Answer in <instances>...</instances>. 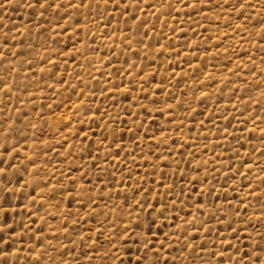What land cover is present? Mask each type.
<instances>
[{
	"label": "rangeland",
	"instance_id": "374dc122",
	"mask_svg": "<svg viewBox=\"0 0 264 264\" xmlns=\"http://www.w3.org/2000/svg\"><path fill=\"white\" fill-rule=\"evenodd\" d=\"M24 2L11 0L0 8V78L10 87L6 94L0 83V121H6L0 144L22 149L18 170L13 160L9 171L10 187L24 185L13 200L19 205L15 218L27 223L32 210L30 228L40 231L18 240L19 259L10 256V261L29 264L43 250L41 264H128L130 256L143 254L146 236L152 247L164 243L169 264L173 259L215 264L218 258L206 253L224 251L220 236L235 242L226 232L228 223L239 225L245 247L259 242L264 234L257 219L264 215L259 210L264 203L259 195L264 192V0H246L242 15L234 10L236 0H187L197 4L195 9L177 0H136L139 8L132 0H119V8L111 0L107 6L104 0H86L90 8L63 20V10L39 19ZM9 29L15 39L5 48L2 34ZM82 101L92 112L77 111ZM93 112L106 115L93 120ZM13 128L19 134H10ZM82 185L95 187L85 194ZM161 204L167 206L162 215ZM233 210L242 219L231 216ZM193 217L204 227L199 234L187 228L182 236L183 227L176 226ZM249 217L245 230L243 220ZM185 244L203 245L205 255L197 258L201 248L193 253Z\"/></svg>",
	"mask_w": 264,
	"mask_h": 264
},
{
	"label": "snow or ice",
	"instance_id": "6c2138e0",
	"mask_svg": "<svg viewBox=\"0 0 264 264\" xmlns=\"http://www.w3.org/2000/svg\"><path fill=\"white\" fill-rule=\"evenodd\" d=\"M132 2L135 4L137 8H139V4L136 2V0H132ZM178 3L182 4L184 7H191L195 9L197 7V4L195 2L191 3L190 5L187 3V0H177ZM11 3V0H4L3 4H0V8L6 7L8 4ZM105 5L109 3V0H104ZM111 3L116 7H120L119 0H111ZM204 3V0H201V4ZM236 3L238 4V7H235L234 10L238 11L243 14V9L246 5V0H236ZM20 6L19 4L17 5ZM24 6L32 9L34 14H38L39 19H44V13L49 12L51 10L52 13H60L61 10H63V15L59 16V20H63L65 16H68L70 12H78L79 9L82 8H90L91 3L86 2V0H79L78 3H73L72 0H25ZM151 7H155V4L150 5ZM99 7V5H97ZM167 7L171 9L173 7L172 4H168ZM251 8H255V5H249ZM128 11V7L126 6L124 9V12ZM123 14V13H122ZM134 16V13L132 14ZM130 16L129 18H132ZM246 19V18H245ZM58 23V21H57ZM262 25H264V21H261ZM51 25V20H49V25ZM0 26H2V21H0ZM143 26V25H142ZM13 27H15L13 25ZM37 27H40V25H37ZM47 27V26H45ZM66 30V29H63ZM11 29H9L8 32H5L2 34V44L3 47L7 48L8 43L10 40H14L15 37L11 34ZM16 35H20L19 31H17ZM261 39H264V33L260 34ZM19 43V41H17ZM127 47H131V44L129 43ZM59 53H57L58 55ZM18 55V53H12L13 58H15ZM55 64V61L52 62ZM31 65L29 64V67ZM135 67V65H130L129 70L131 68ZM43 71V69H41ZM146 79V78H145ZM0 83L4 85L3 91L7 94L10 93V87L7 83V79L0 78ZM67 83V81H65ZM123 91L128 92L130 89H123ZM141 91H145V89L141 88ZM84 95L83 92L78 93V96ZM207 93H201V96H206ZM133 99H135L133 97ZM199 99V98H196ZM77 108V111H79V108L85 107L87 111L92 112V108L88 107L84 102L82 101L79 105L75 106ZM146 106H141V108H144ZM2 111V110H0ZM159 111L160 115H163V110H157ZM95 112H99V108L97 107ZM95 112H93L92 119H103L104 115L106 113H102L100 117H97L95 115ZM138 114V113H137ZM10 119V117H9ZM70 119V118H69ZM6 123V121H0V127H3V125ZM134 127H138L139 125L136 124V122H133ZM264 131V130H262ZM11 133H17L19 134V130L13 128L10 132ZM79 135V133H77ZM144 135L147 137L149 134L147 132L144 133ZM85 139H87V134H84ZM108 137L105 136L104 139H107ZM115 143V137L114 141ZM46 143V142H45ZM64 143H67V140L64 141ZM115 147L117 150L120 149L121 145L119 143H115ZM19 151H22V149H17L15 147V144H10L8 142L0 144V264H15L14 261H10L9 257L14 256L17 260L19 259V249H16V243L19 240L21 243H23V237L28 234L32 233L33 236H35V232L40 231L39 229H36L33 231L30 228V225L34 223L33 220V211L27 210L26 218L27 223H21L18 222L15 218V214H17V205H13V200L15 199V194L17 191H22L24 185H21L20 189H15L13 187H10L12 185L13 180L9 176V171L14 169V165L12 164L13 160L17 161V165L15 166L16 170H18L19 165L22 163V161L19 160ZM91 155V153H89ZM169 155H171V150H169ZM67 158V157H65ZM164 160H167L168 157H164ZM117 160H119V156L117 155ZM29 163L35 164V160L31 157H28ZM93 164L95 165V160H93ZM43 165L37 166L42 167ZM157 165H154L153 168L155 169ZM195 170V169H193ZM25 171H27V168H25ZM238 171V170H237ZM250 171V169H249ZM161 172H163V169H161ZM86 173H81V179L84 178ZM130 175V173H129ZM204 179H207V176L204 177ZM75 178H73L72 183L75 184ZM123 181H121L122 183ZM203 182V181H201ZM16 183H19V179L16 180ZM191 183V181H190ZM234 183V181H233ZM95 187V185H91L88 188H85L83 185L81 186L80 191L84 192L85 194H89L92 190V188ZM79 195V193H77ZM259 195H264V192L259 193ZM83 196H80V199L83 200ZM63 199V197H61ZM89 201L95 202L96 198H93L91 195H88ZM74 197L71 193L68 194V203H73ZM35 203V200L32 201ZM145 203H147V200H145ZM240 203H243V201H240ZM229 208H232L231 203L229 202ZM149 207H154L153 205H149ZM204 207V204H200L199 210L202 211ZM237 208H239V203L237 205ZM217 211H221L220 207H217ZM259 210L262 214H264V203H260ZM38 212V209L36 210ZM160 214L162 215L165 211H167V206L164 204H161V207L159 209ZM227 216L228 213H225ZM231 216L241 218V214L238 210H233L231 212ZM257 219L262 221V227H264V215L261 217H257ZM9 220H11V223H9ZM251 218L249 217L247 220H243L245 230L247 229V226L250 222ZM218 223L220 221H217ZM73 224H78L79 220L73 221ZM151 223H155V221H152ZM177 229H180L183 227V231L181 232V235H185L187 228H193L194 231L199 234V229L204 227V224L197 225L196 217H193L192 220H185L183 225H177ZM21 231H17V229H21ZM230 230V231H229ZM68 229H65V232H67ZM149 232H151V228L148 229ZM125 232H127V229H125ZM226 232L230 234L233 238V240L225 239L223 235L219 238V246L220 248L224 249V251H216L211 250L207 251V255L216 259L215 264H225V259L230 262V264H264V234L260 235V241L257 242L252 247H245L241 242V235H238V232H241V228L239 225L237 227H233L232 223L227 224ZM37 242L41 240V237L36 236L35 237ZM83 239V238H82ZM165 239H167V236H165ZM244 239L249 241V243L252 240L251 235L244 236ZM185 249H190L191 252L195 253L196 248L200 247L201 252L198 254L199 258L200 256L205 255V250L203 245H193V244H185ZM65 250L67 251V246H64ZM165 248V245L163 242H160L157 247H152L148 243V238L144 237V242L142 244V251L143 254L139 256L129 257L128 264H169V260L165 257V254L163 252V249ZM15 249V251H13ZM141 248L137 249V252H140ZM29 252H35V248H30ZM44 255V251L41 250L40 253H37L35 257L29 262V264H41V256ZM58 264H63L62 261L58 262ZM90 264V260H89ZM121 264H125L123 260H121ZM171 264H176L175 259L171 261ZM203 264H212L211 260L204 261Z\"/></svg>",
	"mask_w": 264,
	"mask_h": 264
}]
</instances>
